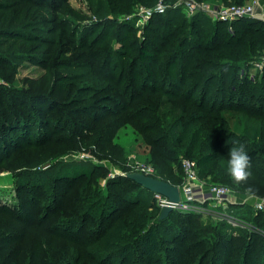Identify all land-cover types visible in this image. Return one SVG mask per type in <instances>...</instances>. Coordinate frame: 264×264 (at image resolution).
<instances>
[{
	"label": "trees",
	"instance_id": "1",
	"mask_svg": "<svg viewBox=\"0 0 264 264\" xmlns=\"http://www.w3.org/2000/svg\"><path fill=\"white\" fill-rule=\"evenodd\" d=\"M106 2L95 12L106 16L109 26L135 6L156 0ZM50 9L64 10V3L0 0V161L29 147L35 168L55 157L44 153L52 155L54 145L69 138L63 152L94 146L107 164L52 159L43 169L20 171L18 190L29 197L17 207L0 205V264H76L84 248L98 245L107 249L99 264L108 259L114 264H264V204L254 208L257 198L233 203L248 205L252 216L247 225L231 222L238 234L230 233L226 222L205 221L201 212L189 209H174L161 219L155 192L126 175L132 172L127 150L116 141L130 126L147 147L154 176L172 184L183 183V171L174 183L166 168L186 156L197 161L202 178L241 193L251 188L264 197V68L254 77L249 73L264 55V19L228 22L170 8L154 14L136 39L124 35L127 27L134 28L132 22L120 23L107 41L100 36L89 44L82 36L83 48L102 47L87 51L91 57L80 65L87 71L65 75L58 69L69 65H59L58 41L43 27ZM120 40L126 46L114 48ZM32 59L45 74L26 79L27 87L16 85L18 68ZM58 92L62 101L55 97ZM93 94L100 95L92 99ZM57 130L63 133L56 135ZM233 140L246 144L251 158L253 176L246 183H235L227 171ZM111 164L120 169L113 177ZM103 177L105 189L98 185ZM51 238L63 244L59 258L49 251L56 247Z\"/></svg>",
	"mask_w": 264,
	"mask_h": 264
},
{
	"label": "rangeland",
	"instance_id": "2",
	"mask_svg": "<svg viewBox=\"0 0 264 264\" xmlns=\"http://www.w3.org/2000/svg\"><path fill=\"white\" fill-rule=\"evenodd\" d=\"M61 3H64V10H53L50 9L49 11L52 12L51 16L48 14L47 17L50 19V21L47 20V22L43 23L44 30H47L45 33L49 37L54 38L58 41V44L56 45L58 51H60V58H59V65H69L64 66V68L58 69L59 71H64L65 75L69 74L72 75L73 73H80L82 71H87V67L80 66V65H87L89 56L91 51H96V48H101L102 45H96L93 44L91 48L85 49L82 46V40L81 37L83 36L84 42L92 43L95 42L98 37L101 36V38L106 37V41L109 38L113 37V33L120 29L119 25L120 23H126V22H132L134 23V28L131 31V28H126L124 30V35H129L127 40L130 39H136V37H142V32L147 24V22L150 19H147L145 16L141 15V7L147 6V5H137L135 6L130 12L120 15L118 17L117 24H109L106 25L105 18L106 16H99L96 14L95 10L97 6L100 4V9H102L101 6H104L106 0H57ZM155 4V3H154ZM153 6V5H152ZM67 11H69L68 14H65ZM258 11L261 12V15L263 16L262 19H264V0H262V3L260 7L258 8ZM59 16V17H57ZM113 17V15H110ZM66 26H64V23H66ZM53 28L52 32L48 33V29ZM107 30H109V36L107 37ZM73 33V35H71ZM137 34V35H136ZM95 40V41H94ZM116 42V41H115ZM127 41L120 40L117 43H115L114 48L116 49H122L123 46H126ZM50 44H48L49 46ZM70 65L72 67L70 68ZM43 74H45L44 68L38 64L37 61L32 60H25L22 65L18 68L16 79L14 80L15 84L20 87H27L26 79H39ZM252 76V75H251ZM255 76V75H254ZM252 76V77H254ZM58 83H60L58 81ZM76 85H81L82 81L75 82ZM30 85V84H28ZM45 89V88H44ZM59 91L60 88H58ZM61 92H58L55 94V97H58L60 101H62ZM100 94H93L92 99H96V96ZM69 99V98H68ZM64 99V100H68ZM69 99L68 101H70ZM99 103L105 102L107 104V100L100 99ZM82 103V102H80ZM79 104V103H78ZM105 104V105H106ZM80 105V104H79ZM104 105V104H103ZM63 132L61 130H57L56 135H60ZM66 138V137H64ZM63 138V139H64ZM116 141L121 143L125 149L127 150V162L126 165L132 170V171H139L140 165L144 164H150L155 167V165L152 162H149V153L146 150V146L144 142L137 138V134L134 132V130L128 126L123 127L117 137ZM70 140L69 138L62 140L61 142H57V144L54 145L53 150L51 149L52 155L48 153H44V156H55L54 158L49 159V161H45L43 163H40L35 166V168L43 169L46 167V165L51 164V160L55 159L60 161H72L74 159L76 160H89L91 162L97 163V164H107V158L100 157L94 146H85L82 148L81 151L79 150H67L63 152L64 149H69L68 144ZM26 147V146H25ZM63 152V153H62ZM49 157V158H50ZM34 158V153L32 150L28 148H20L17 151H14L10 157H7L6 159H3L0 161V205H6L8 207H17L21 203V199H23L25 196H27L26 192H20L17 187V179L19 178L20 171L25 170L26 168H32L31 166L34 165V163L31 162V160ZM184 159H189L186 156L181 157V160L178 164L172 165L170 167L166 168L165 175L170 177L172 175L171 180L176 183L178 181V176H182V161ZM24 166L22 165H27ZM20 166V167H19ZM112 172L110 174L111 177H113L115 174H117L120 169L111 164ZM203 179H206L209 184H216V185H223L227 186L230 189V193L228 196H226L223 200L217 201L210 195L209 192H205L202 197H206V201L204 199L199 198L200 205L209 207L213 210H215V213H201L203 215V219L205 221L213 220L216 222H226L229 226V232L234 231V234L241 233L239 228L236 225H232L231 222L224 220L221 218V214L223 213H232L236 216L240 217L237 219L240 224L247 225V223L252 222V216L249 213V207L248 205L244 206H234L233 203L237 204V202L240 201H253L251 197L257 198L254 201V206L258 203L264 204V197H261L259 195H255L253 192H246L241 193L240 191L233 188L230 184L224 183V182H218V181H211L209 178L204 177ZM107 177H103L98 185L102 188H106L107 183ZM210 180V181H209ZM65 183H59V189H62L64 187ZM42 202L39 203L36 207L39 210L43 209V203L46 201L43 199ZM195 201V200H193ZM205 201V202H204ZM28 203V202H27ZM212 205V207H210ZM34 207L33 205H30L26 208V211L31 214V210ZM256 208V206L254 207ZM181 209H176L175 211H180ZM238 223V224H239ZM94 226H96L95 223ZM231 224V226H230ZM239 226V225H238ZM231 228V229H230ZM231 233V232H230ZM56 242V244H55ZM53 243L56 245L55 250L49 249V251L52 253V255H56L58 258L60 257V254L64 252L63 244H61L57 239L51 238L50 239V246L53 245ZM97 247H100L101 250L95 249ZM87 249V251L84 254L79 255V260L75 262L76 264H99V256L102 251H105L107 253V249L104 248V246H91ZM40 252H38L39 254ZM45 253V251L42 252V255ZM41 254V253H40ZM49 254V253H48ZM75 257V255L73 256ZM69 258V257H68ZM66 258V259H68ZM45 260H47L45 258ZM64 260V258H63ZM111 260H107V264H114V261L110 262ZM65 264V263H63Z\"/></svg>",
	"mask_w": 264,
	"mask_h": 264
},
{
	"label": "built area",
	"instance_id": "3",
	"mask_svg": "<svg viewBox=\"0 0 264 264\" xmlns=\"http://www.w3.org/2000/svg\"><path fill=\"white\" fill-rule=\"evenodd\" d=\"M262 0H249L246 3H230V4H215L207 0H156L153 6L141 7V15L150 19L154 14L165 13L170 8H179L187 16H193L199 13H207L213 20H223L233 22L235 20L252 17L263 18L261 12L258 11ZM264 68V55L261 59L255 61L249 69L250 75H256L260 70ZM183 171V183L179 185L181 191V201L174 204V209H189L201 213H215V210L200 205L201 198L205 192H209L210 195L217 201L223 200L230 193V189L227 186L209 184L206 179L200 176L198 163L194 159H184L182 161ZM139 172H143L147 175L154 176L156 170L153 165L144 164L140 165ZM158 203L163 208L169 203L166 196L156 193ZM206 201V197H202ZM195 200V201H193ZM204 201V202H205ZM256 208L262 209L263 203L255 205ZM212 207V205L210 206ZM221 218L232 223H239L237 219L240 217L232 213H223ZM240 220V219H239Z\"/></svg>",
	"mask_w": 264,
	"mask_h": 264
},
{
	"label": "water",
	"instance_id": "4",
	"mask_svg": "<svg viewBox=\"0 0 264 264\" xmlns=\"http://www.w3.org/2000/svg\"><path fill=\"white\" fill-rule=\"evenodd\" d=\"M126 175L151 191L160 193L168 198L169 203L161 210V219L168 217L174 210V204L181 201V191L178 185L139 171H132Z\"/></svg>",
	"mask_w": 264,
	"mask_h": 264
},
{
	"label": "clouds",
	"instance_id": "5",
	"mask_svg": "<svg viewBox=\"0 0 264 264\" xmlns=\"http://www.w3.org/2000/svg\"><path fill=\"white\" fill-rule=\"evenodd\" d=\"M232 144L233 146L228 152V174L235 183H246L253 176L251 158L247 154V146L238 140H233ZM251 191L252 189L249 188L248 192Z\"/></svg>",
	"mask_w": 264,
	"mask_h": 264
}]
</instances>
